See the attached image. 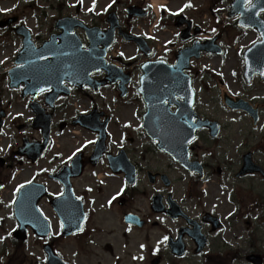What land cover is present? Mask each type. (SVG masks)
I'll list each match as a JSON object with an SVG mask.
<instances>
[{"label": "flooded vegetation", "instance_id": "af4514ba", "mask_svg": "<svg viewBox=\"0 0 264 264\" xmlns=\"http://www.w3.org/2000/svg\"><path fill=\"white\" fill-rule=\"evenodd\" d=\"M218 1H226L228 12L234 0ZM144 3L145 0H141L139 4ZM117 4L100 14L85 9L81 12L76 7L75 14L66 16H75L86 25L104 29L108 26L107 13L116 12ZM244 5H249L247 0ZM49 8L56 10L51 4ZM209 9L214 14L213 8ZM158 14L160 21L155 23L156 28L171 25L177 30L176 36L180 41L190 39L192 43L195 40L192 38L195 35H191L195 33V26L199 25L184 10L172 14L161 9ZM58 18L52 19L46 37L58 33ZM254 19L264 23V11L255 14ZM119 24L124 32L143 36L151 48V54L144 56L132 43L136 54L128 60L112 54L108 59L118 61L128 77L113 79L110 83L104 79L103 71L96 72L91 74L93 79L105 80L97 85L100 90L93 91L91 87L83 85L72 88L71 93L101 99L100 92L108 89L123 101L130 98V103L143 112L144 102L138 90L143 64L155 60L171 64L179 47L172 45L174 50L170 54L167 49L171 46L165 43L164 49L157 51L148 35L135 31L132 20L125 18ZM7 28L14 32L13 27ZM76 32L86 47L83 29L76 28ZM114 32L115 37L119 38L117 26ZM222 32L230 34L227 42L231 44L240 33L250 34L240 55L241 72H237L233 79L240 88L238 94L226 92L230 104L225 102L224 93L220 96L222 117H215H224L226 123L196 109L195 121L210 123L195 129V137L188 145L190 168L175 163L167 153L159 150L157 140L147 134L141 123L103 125L93 123L91 117L86 120L88 123H62V127L60 123H54V132L77 128L78 133L89 141L78 152L82 160L80 175L70 179L73 190L85 205L88 223L83 238L75 235L68 237L76 240L70 264H82V257L86 260L97 257V264H122L118 251L130 254L135 249L142 251L144 261L127 264H264V230L253 227V224L264 225V97L257 99L258 91L264 92V73H260V67L255 64L264 58V41L256 27L239 28L237 20ZM32 37L37 45L45 41L41 34ZM213 39L216 41L218 37L214 36ZM218 46L222 52L221 46ZM246 51L247 57L254 63L248 77L243 74ZM189 74L194 80V72L190 70ZM5 77L7 79V74ZM63 85L69 88L71 83L65 80ZM14 90L18 92L20 87ZM93 107L95 105L92 103L90 108ZM142 112H138L139 116ZM2 115L4 117V113ZM3 121L1 119L0 123ZM101 127L104 148L102 153L96 155L93 150L95 142L99 138L101 140ZM12 154L13 151L3 158L0 168L11 170L22 167L23 163L36 165L40 160L31 162L23 159L14 164ZM70 163L71 157L62 163L55 157L48 173L43 171L30 181L42 182L39 179L45 176L44 181L61 189L54 176ZM171 205L175 207L172 211ZM95 212L101 213V220L93 218ZM53 216L56 219L55 213ZM238 224H241L243 231L237 227ZM53 238L56 243L58 238ZM40 244L39 248L37 243L34 245L41 255ZM87 248H91V251H85ZM19 250L25 251V242ZM31 255L36 257L38 254L31 251ZM251 256L257 257L256 262ZM41 262L40 259H33L34 264Z\"/></svg>", "mask_w": 264, "mask_h": 264}, {"label": "rangeland", "instance_id": "374dc122", "mask_svg": "<svg viewBox=\"0 0 264 264\" xmlns=\"http://www.w3.org/2000/svg\"><path fill=\"white\" fill-rule=\"evenodd\" d=\"M118 1L117 4V17L120 23L125 21L124 6L128 4H136L141 0H37L34 2L26 3L24 1L18 0H2L0 1L1 9H13V13L10 10L5 15L15 14L19 16L21 24L32 30L33 34H41L42 38H46L49 25L52 23V19L56 16L61 17L66 14H75L76 7L83 9L90 7L95 14L102 13L105 9L113 2ZM147 4L153 5V1H157L158 7L164 8L166 13L175 12L178 10H184L188 17H192L194 21L201 27L204 32V36L219 35L220 43L223 48L227 50L226 54L219 57L215 56H201L199 59L193 61L192 71L195 72V82L194 89L196 91V104L197 110H200L202 114L212 116L214 118L222 117V104L220 103V96L224 91H230V94H238L237 91L240 88L235 84L236 73L241 68L240 57L236 54V48L241 47L242 43L238 42L237 45H231L228 47L227 41H229L230 34L227 35L222 32L229 22L230 19L226 18L227 3L223 2H211L212 0H146ZM123 2L126 3L123 5ZM55 7L56 10L49 9L48 4ZM79 4V6H78ZM69 5V7H67ZM77 5V6H76ZM39 7L46 8L44 15H41ZM151 7V6H150ZM209 8H213V12ZM158 15L153 13L152 17L149 18H135L133 19V25L140 27L143 33L148 34L151 37L153 31V44L157 50L163 48V42H169L167 49L170 54L175 45L176 47H182L186 42H181L176 36V29L171 25H167L166 28H152ZM221 28L219 30V28ZM3 30V29H2ZM6 32V41L2 42L3 47H0V107L6 111V120L4 130V136L0 137V154L5 155L8 150L7 147L11 145L12 148L17 149V143L21 135L27 137L36 136L38 134L33 129L28 126L29 117H32L26 108L25 101L20 99L19 96L15 95L13 92H7L4 84V80L1 77L2 68L7 65V61H10L15 48L18 46L19 38L14 35L9 29ZM1 31V30H0ZM11 33H10V32ZM135 31L139 32L136 28ZM1 33V32H0ZM248 36L247 40H249ZM2 39H0L1 41ZM242 42V41H241ZM113 51L119 54L123 59L135 55V47L128 42L122 41L120 38L116 39L113 45ZM3 65V67H1ZM221 80L223 83H221ZM263 87V86H262ZM258 88V87H256ZM255 91L251 92L254 93ZM259 94L257 99H262L264 97V92L258 91ZM101 101L99 105L102 110L109 111L111 116V123H138L134 118V113L137 111L136 106L130 103V98L123 99L119 98L116 93L110 94L107 89L103 92ZM116 96V101H113V96ZM134 94H132L133 96ZM212 100V101H211ZM87 99L83 97L74 95L67 98H62L56 103V108L53 115V122L60 123L67 121L71 116H74L77 112L84 111L88 107ZM217 116V117H215ZM221 119L226 123V119ZM28 120V121H27ZM74 131L72 133L71 131ZM64 129L60 134L53 135L52 148L48 150V153L44 160L40 161L37 165L30 167L23 164L20 169L10 171V168L3 167L0 168V264H34L33 259L37 258L40 254L36 251V246L34 245L36 240H29L25 243V251L21 252L19 250L20 244L17 247L11 245V239L8 235L13 230V219L10 217V205L9 201L11 198L12 188L20 181H26L30 176L40 167L47 168L50 166V162L54 156H58L63 159L65 156L69 155L74 148L78 147L81 143L83 145L87 142L85 136L78 133V129ZM72 134H71V133ZM14 140V143H13ZM18 143V144H19ZM10 149V148H9ZM7 150V152L5 151ZM4 187L1 190V187ZM45 210L50 214V209L48 207L47 201H44ZM95 220H101V213L95 216ZM237 227L241 228V224ZM254 228H258L259 231L264 230V225L253 224ZM261 228V229H260ZM12 229V230H11ZM243 231V227L240 229ZM140 235V233H138ZM12 238V237H11ZM15 244V243H14ZM61 251L63 252L65 258L73 255V250L76 246V241L72 239H60L58 242ZM38 248V244H37ZM91 251V248H87ZM92 250L98 251L97 248H92ZM31 251L38 254L36 257L31 255ZM138 250H134L133 253L128 254L124 251H118L121 257V263L127 264L133 262L132 258L141 256ZM135 253V254H134ZM131 255V256H130ZM107 256V254H106ZM25 257V259H22ZM97 257L90 258L86 260L85 257L81 258L82 264H97Z\"/></svg>", "mask_w": 264, "mask_h": 264}, {"label": "water", "instance_id": "95a60500", "mask_svg": "<svg viewBox=\"0 0 264 264\" xmlns=\"http://www.w3.org/2000/svg\"><path fill=\"white\" fill-rule=\"evenodd\" d=\"M260 2H264V0H260ZM136 11V8H128V12L130 13V15L138 14ZM112 29L113 25L111 24L109 29L103 33L102 40L106 41L107 45L103 49L99 50L95 48L94 44L98 39V35L96 33H94V36L91 37L92 41L90 40L88 50L80 49L81 43L76 38V36L67 33L66 35L65 33H63L64 38H62L61 35H59L58 38L61 39V42L58 46L62 45L64 47L62 40H68L73 43L68 44L67 47L73 48V51L70 52L64 60L61 59L64 56H57V54H53L51 57H48L49 59L46 58L47 60L45 59L44 63H49L47 65L48 71H55L56 66L58 67V72L64 71L63 66L60 64L62 62H66L69 64H74V69L70 70V78H73L71 73L79 72L81 74L84 72L83 75L86 76L87 73L101 68L105 69L107 72L110 73V70L115 67L110 64L106 65L103 60V57L105 55V49L109 46L111 41ZM23 43L24 46L17 56V62H23L28 59L26 61V65L30 66L31 68L27 71L24 70L23 73L29 75L21 74V69L18 70V68L20 67L14 69L13 72H19L21 77L28 76L30 78H33L35 76L36 81H38V83L46 81L48 78L44 77L43 74L37 72L36 68L38 65L34 63L38 60L35 57L39 52H41V49L34 50L31 46L32 44L30 42V38L26 34H24ZM188 52V50H185L183 52L181 51L178 54L179 60L175 65L177 66L178 71L183 68L185 62L187 61V58L189 56ZM86 65H88V71H86L87 69H85ZM174 70L176 69L173 68L170 71L168 70V76L160 78L162 81V84L160 86H158V82L156 78L151 74L150 69L148 68L144 70V73L141 76V93L143 94L144 99H147L150 103H148L147 110L143 114V123H154L153 125L157 127L156 131L158 132L159 136L163 138V140L160 141L161 146L166 148V150L171 153L175 160L180 163H184V160L187 155L185 153V147L188 140L191 139L193 136L194 126L191 125L190 127L186 125V123H192V119L194 117V112L192 110L193 92L191 90L189 78L186 76L177 75L176 77L178 78L174 79L173 75L171 74V71L173 72ZM147 80H152L151 83L154 87H159L161 89L160 92H153L152 95H149L148 91L146 90V88H149L146 83ZM174 95H179L183 99V102L178 103L179 106L174 112H170L168 110V105H163L162 100H164V98L169 99V103H172L170 100L173 98ZM79 217L80 218H78L75 223L77 226H79L83 219V215L81 214V212H79ZM17 218H19L20 220V213ZM24 225L25 224L21 226ZM21 231H23L22 228H20V232ZM22 237L23 236L19 234V238ZM46 253L48 254L49 258L46 264H64V262L59 257L55 256L50 249Z\"/></svg>", "mask_w": 264, "mask_h": 264}, {"label": "snow or ice", "instance_id": "6c2138e0", "mask_svg": "<svg viewBox=\"0 0 264 264\" xmlns=\"http://www.w3.org/2000/svg\"><path fill=\"white\" fill-rule=\"evenodd\" d=\"M94 2H95V0H94ZM247 2L250 4L251 3V0H247ZM5 11H7V10L5 9ZM262 11H264V9H262ZM41 91H43V89H41ZM78 151H79V149H78ZM22 187H23V185H21V188ZM61 227H63V222H61ZM164 239L167 240L168 237H164ZM141 247H144V246L142 245Z\"/></svg>", "mask_w": 264, "mask_h": 264}, {"label": "bare ground", "instance_id": "6f19581e", "mask_svg": "<svg viewBox=\"0 0 264 264\" xmlns=\"http://www.w3.org/2000/svg\"><path fill=\"white\" fill-rule=\"evenodd\" d=\"M154 3H157V1H154ZM156 5V4H155Z\"/></svg>", "mask_w": 264, "mask_h": 264}]
</instances>
